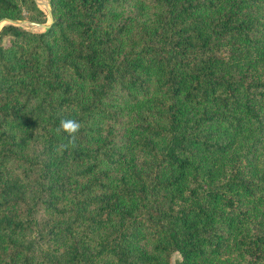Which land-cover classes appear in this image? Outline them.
<instances>
[{
	"label": "trees",
	"instance_id": "obj_1",
	"mask_svg": "<svg viewBox=\"0 0 264 264\" xmlns=\"http://www.w3.org/2000/svg\"><path fill=\"white\" fill-rule=\"evenodd\" d=\"M49 3L0 30V264H264V0Z\"/></svg>",
	"mask_w": 264,
	"mask_h": 264
},
{
	"label": "clouds",
	"instance_id": "obj_2",
	"mask_svg": "<svg viewBox=\"0 0 264 264\" xmlns=\"http://www.w3.org/2000/svg\"><path fill=\"white\" fill-rule=\"evenodd\" d=\"M80 123L70 118H61L58 126L54 132L56 135H64L67 137V143H63L57 146V151H63L69 147H75L76 134L79 132Z\"/></svg>",
	"mask_w": 264,
	"mask_h": 264
},
{
	"label": "rangeland",
	"instance_id": "obj_3",
	"mask_svg": "<svg viewBox=\"0 0 264 264\" xmlns=\"http://www.w3.org/2000/svg\"><path fill=\"white\" fill-rule=\"evenodd\" d=\"M36 1V3H37V5L39 6V8H41L42 10H43V12L46 14V21L45 22H43V23H48V22H50V16H49V13L47 12V9H46V7L39 1V0H35ZM43 1H45L48 5H50V3H49V0H43ZM50 7H51V5H50ZM52 8V7H51ZM21 20H27V21H34V20H31L27 15L25 16V18H23V19H21ZM34 22H36V21H34ZM42 23V22H41ZM3 24H4V21H1L0 22V30H1V28L3 27ZM22 27H25L26 29H31V30H34V31H42V30H45V28L43 29V28H38L37 26H35V25H33V24H31V23H24L23 25H22ZM178 258V254H174L173 255V262L175 261V259H177Z\"/></svg>",
	"mask_w": 264,
	"mask_h": 264
},
{
	"label": "water",
	"instance_id": "obj_4",
	"mask_svg": "<svg viewBox=\"0 0 264 264\" xmlns=\"http://www.w3.org/2000/svg\"><path fill=\"white\" fill-rule=\"evenodd\" d=\"M46 9H47V12L49 13V16H50V22H48V23H41V22H34V21H27V20H17V19H13V18H3L1 21H4V24H15V25H20V26H22L24 23L27 22V23H31V24L37 26L38 28L47 29L51 26L52 21L54 19V15H53V11H52V8L50 7V5L47 4Z\"/></svg>",
	"mask_w": 264,
	"mask_h": 264
},
{
	"label": "bare ground",
	"instance_id": "obj_5",
	"mask_svg": "<svg viewBox=\"0 0 264 264\" xmlns=\"http://www.w3.org/2000/svg\"><path fill=\"white\" fill-rule=\"evenodd\" d=\"M45 7L47 6V3L43 0H39Z\"/></svg>",
	"mask_w": 264,
	"mask_h": 264
}]
</instances>
